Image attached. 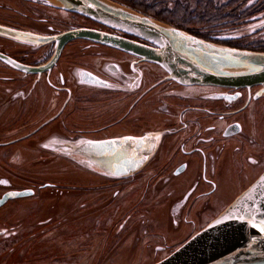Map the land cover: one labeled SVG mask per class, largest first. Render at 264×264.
Wrapping results in <instances>:
<instances>
[{
    "label": "flooded vegetation",
    "instance_id": "1",
    "mask_svg": "<svg viewBox=\"0 0 264 264\" xmlns=\"http://www.w3.org/2000/svg\"><path fill=\"white\" fill-rule=\"evenodd\" d=\"M22 2L37 6L32 23L47 30L0 22V135L18 132L11 139L0 137V159L11 157V145L32 138L57 159L69 158L66 151L73 143L145 138L149 157L135 171L124 177H112L118 169L89 168L87 173L103 178L100 187L114 189L112 198L126 186L134 191L144 180L147 200L142 204L165 206L170 224L177 231L184 225L180 235L186 240L264 172V85L238 90L179 85L150 61L84 38L64 42L54 58L60 44L56 37L79 29L148 44L59 9L91 25L55 29L50 25L54 20L40 9L42 4ZM3 42L15 49L9 51ZM11 125L17 128L11 131ZM27 127L32 128L27 132ZM0 187V198L9 191L31 192L6 200L0 208L34 195L31 187L13 188L5 175L0 176ZM234 191L238 194L228 200ZM201 206L222 209L210 218L204 215L202 221L201 214H195ZM160 236L165 240L168 233ZM167 247L162 242L154 249L164 252L170 250Z\"/></svg>",
    "mask_w": 264,
    "mask_h": 264
},
{
    "label": "rangeland",
    "instance_id": "2",
    "mask_svg": "<svg viewBox=\"0 0 264 264\" xmlns=\"http://www.w3.org/2000/svg\"><path fill=\"white\" fill-rule=\"evenodd\" d=\"M22 1L42 4L40 9L54 20L50 25L55 29L91 25L42 0ZM22 1L0 0V22L46 32L45 25L32 23V10L37 6ZM106 1L219 46L264 52V0ZM205 3L209 6L203 10ZM176 13L204 15L206 23L185 24L172 17ZM3 43L9 51L15 49ZM10 128L13 131L17 126ZM17 134L0 137L11 139ZM33 139L11 145L7 149L11 157L0 159V176L8 177L13 188L34 190L33 196L0 208V264H154L186 241L180 235L184 225L177 231L165 206L142 204V199L147 200L144 180L134 191L126 186L112 198L114 189L100 187L103 178L68 159L52 158ZM44 183L53 187H41ZM3 191L0 187V195ZM237 194L230 192L226 197L231 200ZM202 207L195 212L202 221L204 215L210 218L222 209ZM163 233H168L165 240L160 236ZM162 242L170 250L156 252L155 246Z\"/></svg>",
    "mask_w": 264,
    "mask_h": 264
},
{
    "label": "water",
    "instance_id": "3",
    "mask_svg": "<svg viewBox=\"0 0 264 264\" xmlns=\"http://www.w3.org/2000/svg\"><path fill=\"white\" fill-rule=\"evenodd\" d=\"M54 8L83 16L94 23L148 45L96 30L79 29L56 37L58 49L68 40L99 41L139 56L158 66L166 77L183 86L243 89L264 85V52L219 46L151 18L132 13L106 0H42ZM145 138L73 143L68 160L83 169L115 171L124 177L149 157ZM31 192H6V200ZM154 264H264V172L204 228Z\"/></svg>",
    "mask_w": 264,
    "mask_h": 264
},
{
    "label": "trees",
    "instance_id": "4",
    "mask_svg": "<svg viewBox=\"0 0 264 264\" xmlns=\"http://www.w3.org/2000/svg\"><path fill=\"white\" fill-rule=\"evenodd\" d=\"M200 6H201V4H200ZM209 5H208V3H205V4H203V7H204V9L203 10H206L205 8H207ZM184 14H179V13H176V14H173L172 15V17H175V19L176 20H182V21H180V22H182V23H185V24H189V23H194V24H203V23H206V21H205V16L204 15H198V16H196V17H192V16H190V15H185V17H182ZM232 47H234V46H232Z\"/></svg>",
    "mask_w": 264,
    "mask_h": 264
}]
</instances>
